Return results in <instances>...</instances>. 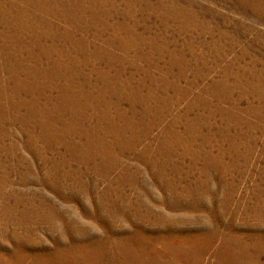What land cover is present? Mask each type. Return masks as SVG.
I'll list each match as a JSON object with an SVG mask.
<instances>
[{"label": "rangeland", "instance_id": "374dc122", "mask_svg": "<svg viewBox=\"0 0 264 264\" xmlns=\"http://www.w3.org/2000/svg\"><path fill=\"white\" fill-rule=\"evenodd\" d=\"M0 264H264V0H0Z\"/></svg>", "mask_w": 264, "mask_h": 264}]
</instances>
